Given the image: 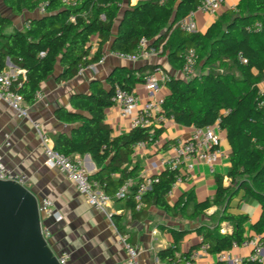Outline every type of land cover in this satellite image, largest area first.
<instances>
[{
  "label": "trees",
  "instance_id": "16d2710c",
  "mask_svg": "<svg viewBox=\"0 0 264 264\" xmlns=\"http://www.w3.org/2000/svg\"><path fill=\"white\" fill-rule=\"evenodd\" d=\"M121 1L78 0L76 5H66L61 0H4L14 17L34 13L42 6L45 14L27 19L23 29H18L12 19L0 13V74L9 70V60L21 72L16 92L32 105L41 85L58 67L61 69L58 81H70L78 76L80 66L99 63L107 44L111 45V51L131 55L136 53L140 41L146 39L149 48L155 49L157 56L167 58L174 70H183L188 51L194 50L197 66L209 72L189 79L176 78L167 72L171 79L166 84L164 111L174 116L179 125L192 128L218 124L226 132L232 148V166L227 175L230 185L224 184L223 177H217L213 199L199 202L190 193L173 208L167 201V193L176 173L165 171L159 175L160 182L145 196L146 205L191 221L208 218L207 212L217 207L210 221L201 222L196 230L211 245L212 254H217L246 238L250 217L229 212L230 203L244 191L245 198L257 201L262 212L251 231L264 233V92L259 88L264 81V0H240L235 9L222 13L204 33H188L180 28V22L203 0H141L123 12ZM258 23L262 24L261 30L256 29ZM94 38L98 39L95 53ZM43 52L45 56L41 57ZM160 67L139 70L117 67L108 77L107 85L94 82L89 93L73 95L71 110L60 108L56 112L57 119L72 126V130L55 135V149L72 159L90 155L98 168L91 178L105 185L111 196L126 180H135L125 198L133 213L137 212L134 193L141 180L137 169L124 166L131 161L134 144L140 141L152 144L163 129L152 135L151 129L139 128L114 137L106 123V111L112 107L117 87L133 92ZM114 173L120 174V178L114 179ZM142 212H138L139 217L146 209ZM224 222L233 227L232 233H222ZM169 230L173 242L159 251L158 258L172 264L176 254L182 253L180 245L190 231Z\"/></svg>",
  "mask_w": 264,
  "mask_h": 264
},
{
  "label": "crops",
  "instance_id": "0c3cea01",
  "mask_svg": "<svg viewBox=\"0 0 264 264\" xmlns=\"http://www.w3.org/2000/svg\"><path fill=\"white\" fill-rule=\"evenodd\" d=\"M139 1L141 0H122V12ZM239 2L240 0L223 9L217 16L197 13L195 21L198 32H206L222 13L235 9ZM0 13L12 19L14 26L18 29H23V24L27 19L38 18L42 15L38 10L31 14L25 13L22 17H14L4 0H0ZM116 32L115 29L114 34ZM97 41L98 39L94 38V53L97 50ZM110 51V44H107L104 54H108ZM122 66L137 70L161 66L160 68L176 78H190L185 77L182 70H174L167 58L160 56L144 58L136 64L108 56L103 64H94L93 69H87L82 75L67 82L58 81L61 71L58 67L56 73L41 85L32 105L23 101V107L28 111L26 117L20 116L10 106L0 101V154L7 166L27 177L25 186L37 196L39 202L46 198L55 202L56 209L63 216V221L56 222L53 219L45 218L44 223L51 233L48 243L53 253L56 256H60L64 252L70 254L71 257L67 264H128V254L122 243V237H126L127 242L139 250L140 264H167L160 261L158 253L170 247L173 242L169 228L190 231L180 245L182 253L190 252L193 247L197 246L198 248L201 241V236L195 230L201 225V222L210 221L209 217L218 210L217 207H213L207 212L208 218L202 217L199 220L191 221L184 220L181 216L175 217L150 205L146 208L145 214L139 217L138 215L141 213L134 212L137 215L134 214L128 206L127 199H113L108 213H101L87 204L85 197L64 174L45 166L43 145L34 123H39L41 132L49 136L53 142L55 135L70 133L72 126L57 119V110L60 108L71 110L73 95L89 93L92 84L96 81L107 85L110 74L117 67ZM9 68L10 70L14 69L11 66ZM259 88L264 91V81L259 84ZM134 92L142 99L147 97L143 84L138 85ZM167 92L165 88L164 95ZM106 123L112 128L114 137L132 131L129 122L120 118L118 109L113 106L106 111ZM191 130L190 127L174 122L166 123L163 132L158 137L160 145H149L146 149L139 150L135 155L132 154L130 163L124 167L137 169L138 178L155 175L152 168L153 163L159 162L161 154H172L167 145L172 144L178 138H189ZM220 136L222 157L215 167V172L212 173L207 165L198 163L190 180L178 185L174 189L173 196L167 198L171 207H176L190 193L194 194L199 202L213 199L217 191V177H223L224 184L230 185L227 175L232 166V148L226 132L221 131ZM74 159L82 162L91 175L98 172L90 155L83 157L77 155ZM113 178L119 179L120 174L116 173ZM229 212L235 215H248L250 222L246 225V235H256L251 231V228L262 215L257 201L246 199L245 192L241 191L230 203ZM118 225L121 226L122 231ZM221 229L222 233H232L233 231V227L228 222H224ZM251 253L246 252V249L233 251L235 256L249 257ZM217 263L215 256L203 257L199 261V264Z\"/></svg>",
  "mask_w": 264,
  "mask_h": 264
},
{
  "label": "built area",
  "instance_id": "2783aa9c",
  "mask_svg": "<svg viewBox=\"0 0 264 264\" xmlns=\"http://www.w3.org/2000/svg\"><path fill=\"white\" fill-rule=\"evenodd\" d=\"M78 1V0H77ZM75 0H61L66 5H76ZM226 0H203L196 10L192 11L186 18L180 22V28L188 33L197 32L195 17L197 13L209 14L217 16L225 5ZM40 13L45 14V7L39 9ZM75 21V18H71ZM262 24H256V29L261 30ZM158 52L149 48V41L142 39L135 54L127 55L119 52L110 51L104 54L98 64H103L108 56L128 61L136 64L140 60L148 57H155ZM41 57L45 53L40 54ZM246 63V61H244ZM198 63V57L194 50L187 53L185 66L182 70L185 77H191ZM94 65L88 67L80 66L79 74L82 75L85 70L93 69ZM21 72L15 68L0 74V101L6 103L20 116H27L28 111L23 107V98L16 92V81ZM171 76L162 68H158L155 73L150 74L143 87L147 92V97L142 99L137 93L127 91L121 87L115 89L112 97V106L119 111L120 118L129 122L131 129H151L152 135L157 131H161L166 123L175 122L174 116H168L164 111L165 95L164 89ZM262 91V90H261ZM264 92V91H262ZM38 95V94H37ZM44 149L45 166L51 170H58L66 176V178L76 186L77 190L85 197L87 204L95 211L108 213L113 199H125L130 192L131 187L135 184V180H126L114 196L109 195L105 190V185L100 181L92 179L91 173L87 170L82 162L76 159L62 155L54 147L52 139L43 134L40 130V124L34 123ZM220 128L218 124L207 127H192L190 137L187 139L178 138L172 144L167 145L172 154H161L159 162L153 163L152 168L155 175L144 176L139 178L141 181L134 193L135 209L142 212L146 209L145 196L150 193L155 184L160 182L159 175L165 171L175 172V182L167 193V198L172 197L174 189L191 178L192 172L198 163L208 166L212 173L222 157V139L220 136ZM149 145L158 146L160 141L158 138L152 144L140 141L133 145V155L139 150L146 149ZM116 173L112 174L115 177ZM27 177L19 174L16 170L10 168L4 162L3 156L0 154V181H15L25 186ZM138 179V180H139ZM40 214L42 217V232L48 241L51 233L46 227L44 219H53L56 222L63 221V216L56 209L55 202L51 199H43L39 202ZM128 259V264H140L139 250L127 242L126 237H122ZM252 248L249 257L235 256V249ZM211 245L205 243L201 238L198 248L187 253L176 254L172 264H199L203 257L215 256L218 263L224 264H243L245 261H256L264 263V233L253 236L246 235L242 243L234 242L230 250L212 254ZM60 264H67L70 260V254L64 252L57 256Z\"/></svg>",
  "mask_w": 264,
  "mask_h": 264
},
{
  "label": "water",
  "instance_id": "95a60500",
  "mask_svg": "<svg viewBox=\"0 0 264 264\" xmlns=\"http://www.w3.org/2000/svg\"><path fill=\"white\" fill-rule=\"evenodd\" d=\"M0 264H60L43 235L37 196L15 181H0Z\"/></svg>",
  "mask_w": 264,
  "mask_h": 264
},
{
  "label": "rangeland",
  "instance_id": "374dc122",
  "mask_svg": "<svg viewBox=\"0 0 264 264\" xmlns=\"http://www.w3.org/2000/svg\"><path fill=\"white\" fill-rule=\"evenodd\" d=\"M237 2H238V0H226V3L223 6V9H225L228 6H231L233 3H237ZM9 31H10V29H9ZM208 72H209V69H206V70L203 71L199 66H196V68L194 69V72H193V74H192V76L190 78H192L194 76L201 77L203 74L208 73ZM246 252L251 253L252 252V248H247Z\"/></svg>",
  "mask_w": 264,
  "mask_h": 264
}]
</instances>
